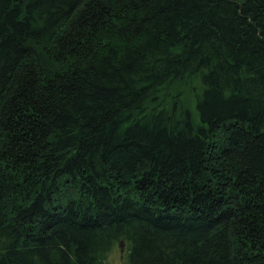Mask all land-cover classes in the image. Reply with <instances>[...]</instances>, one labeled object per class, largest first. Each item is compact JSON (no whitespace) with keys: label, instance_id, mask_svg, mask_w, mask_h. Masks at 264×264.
Masks as SVG:
<instances>
[{"label":"trees","instance_id":"obj_1","mask_svg":"<svg viewBox=\"0 0 264 264\" xmlns=\"http://www.w3.org/2000/svg\"><path fill=\"white\" fill-rule=\"evenodd\" d=\"M264 264V0H0V264Z\"/></svg>","mask_w":264,"mask_h":264},{"label":"rangeland","instance_id":"obj_2","mask_svg":"<svg viewBox=\"0 0 264 264\" xmlns=\"http://www.w3.org/2000/svg\"><path fill=\"white\" fill-rule=\"evenodd\" d=\"M105 264H128V249L125 244H117Z\"/></svg>","mask_w":264,"mask_h":264}]
</instances>
